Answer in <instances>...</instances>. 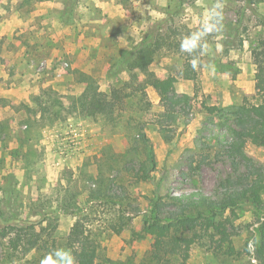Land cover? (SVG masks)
<instances>
[{"label": "rangeland", "instance_id": "obj_1", "mask_svg": "<svg viewBox=\"0 0 264 264\" xmlns=\"http://www.w3.org/2000/svg\"><path fill=\"white\" fill-rule=\"evenodd\" d=\"M214 11L220 30L198 42L197 78L183 80V57L194 54L182 52L181 42L216 23ZM143 41L160 44L147 72L178 77L176 93L191 97L188 114L168 122L138 70L141 103V95L120 100L111 120L80 112L83 74L100 91L126 83L130 93L127 65ZM123 54L131 61L117 64ZM256 57L264 65V0H0V228L41 223L35 231L45 242L22 254L0 239V264H60L77 220L97 244V264H179L153 258L156 238L139 237L149 201L160 198L168 218L179 211L170 196L217 201L227 179L236 187L247 173L231 164L223 144L234 129L231 112L244 99L260 103ZM245 151L264 172V144ZM255 198L231 215L235 256L193 245L187 264H248L264 192Z\"/></svg>", "mask_w": 264, "mask_h": 264}, {"label": "trees", "instance_id": "obj_2", "mask_svg": "<svg viewBox=\"0 0 264 264\" xmlns=\"http://www.w3.org/2000/svg\"><path fill=\"white\" fill-rule=\"evenodd\" d=\"M163 40L165 41V39ZM159 45L156 43L153 46H147L143 41L133 48L132 55H136V57L127 65L128 77L133 84H130L129 94H124L125 86L128 85L126 83H122L120 88L114 87L106 93L99 90V86L93 78L83 74L81 77L85 88L76 102L80 112L89 116L110 117L109 120H111L120 100L136 98L141 95L138 104L141 103L144 98L142 94L144 88L133 72L138 70L148 78V85L158 94L160 102L165 107L163 117L167 118L168 122H174L179 116L187 115L191 107V97L187 94L178 95L175 91V84L178 82V77L190 81L197 78L202 48L198 45L191 52L194 56L183 57L184 63L178 77L170 76L160 80L152 78L147 72V67L152 61L150 55ZM255 59L257 66L255 71L256 90L260 103L254 105L244 99L231 112L234 129L231 138L223 144V152L231 164L236 169L238 165L243 166L247 173L238 177L236 187L231 185V179H227L228 186L225 187L221 198L217 201L199 198L196 203L189 199H183V197L170 196L179 204V211L168 218H162L164 204L161 203V199L152 198L149 201L151 209L142 223L139 237L154 236L156 238L151 252L153 258L159 259L161 256H166L179 260V264H187L193 245H207L217 254L228 257L235 256L236 249L231 233V215L245 205L256 204V194L264 192V172L255 165L245 151L248 144L255 146L264 144V65H262L261 58L256 57ZM129 61H131V55L123 54L116 63H129ZM193 61L197 63L195 70L192 67ZM208 111L210 114L220 112L217 107H210ZM144 142L148 143L147 140ZM149 163L150 167L154 168L155 161L151 151L149 152ZM141 171L143 178H149L148 167L143 168L142 166ZM245 182L246 184H244ZM228 212L230 215H225ZM257 223V233L252 243L253 250L251 252L248 249V264H264V213L260 215ZM37 224L39 223L22 226L4 224L0 228V239L7 240V248L13 253L27 254L34 249H40L45 242L42 240V234L35 231ZM121 229L123 228L116 231ZM66 245L75 259V264H97V244L86 234L85 225L81 220H77L71 227ZM252 260L256 263H252ZM60 264H63L62 258Z\"/></svg>", "mask_w": 264, "mask_h": 264}, {"label": "clouds", "instance_id": "obj_3", "mask_svg": "<svg viewBox=\"0 0 264 264\" xmlns=\"http://www.w3.org/2000/svg\"><path fill=\"white\" fill-rule=\"evenodd\" d=\"M216 8L219 9L220 5L217 4ZM212 17L215 19L216 23L209 24L207 22L204 23L202 28L195 34H193L192 38H185L180 45L181 51L186 53H191L193 49H195L198 46V42L202 40L204 37H206L208 34L212 33L213 31H219L220 25L219 21L222 19V16L219 11H214L212 13ZM206 46V45H205ZM192 67L195 70L197 67L196 61H193ZM60 252H62V261L63 264H75V259L72 256V253L70 250L61 249Z\"/></svg>", "mask_w": 264, "mask_h": 264}, {"label": "built area", "instance_id": "obj_4", "mask_svg": "<svg viewBox=\"0 0 264 264\" xmlns=\"http://www.w3.org/2000/svg\"><path fill=\"white\" fill-rule=\"evenodd\" d=\"M41 66L43 67V66H44V63H41ZM67 66H68L67 63H64V64H63V68H66Z\"/></svg>", "mask_w": 264, "mask_h": 264}]
</instances>
